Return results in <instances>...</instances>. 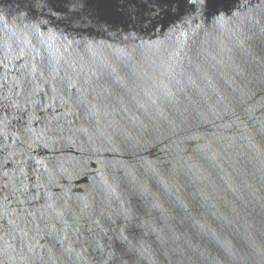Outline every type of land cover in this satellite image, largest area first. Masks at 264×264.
Wrapping results in <instances>:
<instances>
[{
    "label": "water",
    "instance_id": "95a60500",
    "mask_svg": "<svg viewBox=\"0 0 264 264\" xmlns=\"http://www.w3.org/2000/svg\"><path fill=\"white\" fill-rule=\"evenodd\" d=\"M0 264H264V0H0Z\"/></svg>",
    "mask_w": 264,
    "mask_h": 264
}]
</instances>
